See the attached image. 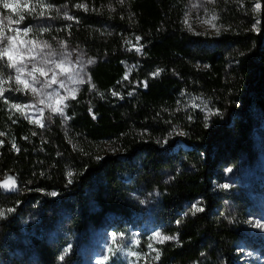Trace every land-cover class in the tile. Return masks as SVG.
Wrapping results in <instances>:
<instances>
[{
	"label": "trees",
	"instance_id": "16d2710c",
	"mask_svg": "<svg viewBox=\"0 0 264 264\" xmlns=\"http://www.w3.org/2000/svg\"><path fill=\"white\" fill-rule=\"evenodd\" d=\"M48 1L86 6L67 33L95 60L67 118L35 125L0 100V183L15 182L0 197L41 210L26 226L33 259L8 264H64L65 232L134 223L136 184L157 193L156 225L175 237L141 264H235L240 233L214 181L252 158V105L264 120V0H218L213 35L185 27L187 0ZM53 220L60 230L44 239Z\"/></svg>",
	"mask_w": 264,
	"mask_h": 264
},
{
	"label": "rangeland",
	"instance_id": "374dc122",
	"mask_svg": "<svg viewBox=\"0 0 264 264\" xmlns=\"http://www.w3.org/2000/svg\"><path fill=\"white\" fill-rule=\"evenodd\" d=\"M9 2L15 7L4 8L3 0H0V51L8 49L0 58V89L4 90L0 100L9 112H19L25 120L35 125H43L55 116L66 117V101L90 81L87 65L89 60H95L81 46L72 44L67 33L68 27L76 22L74 11L80 7H76V4L55 5L48 0ZM217 2L218 0H187L183 19L185 27L195 33L215 34L219 29L216 18L211 23L206 21L213 16ZM41 12L43 16L40 15ZM65 13L72 19L65 18ZM21 15L23 20L19 19ZM25 29L30 30L25 33ZM108 29L107 25L102 26L100 33L108 32ZM9 55L12 60L8 59ZM33 65L36 66L35 71ZM17 68L23 70L18 74ZM41 71L45 75H41ZM17 75L28 83L27 88L23 83H16ZM77 80L84 82L79 83ZM46 82L51 86L44 88L43 84ZM33 88L36 89L35 92L32 91ZM190 100L191 105H198L194 98ZM12 104H20L22 107L17 110L11 107ZM57 108L63 109V115L53 112ZM209 112L211 111L206 109L205 118H208ZM250 116L252 158H242L233 166L222 167L219 178L214 181V188L220 193L229 221L240 233L233 249L235 264H264V227L258 226H264V120L255 105L250 108ZM180 146L185 148L181 142ZM105 148L109 149L107 145ZM224 185L227 187H223ZM134 199L139 210L134 223H129L126 227L103 228L92 225L81 235L72 231L65 232V244L60 255L64 264H98L105 255L110 256L105 264H141L154 259L158 244L152 239L154 234L159 232L171 237L154 220L158 195L154 190L136 184ZM195 205L199 206V202ZM8 208L14 209L9 197L2 195L0 210H5V214L0 217V264H8L12 260L31 261L34 252L30 250L29 235L33 234L34 227L31 226L32 230L29 231L26 226L29 222L33 224L39 220L41 210L35 202L19 212L14 209L9 213L6 211ZM59 230L57 220L46 221L44 239L50 240ZM113 237H116L115 241ZM134 241L138 243L134 245ZM149 244L152 245L151 248ZM109 248L121 250L112 255ZM128 252L139 255L129 256ZM112 256L116 262L111 260Z\"/></svg>",
	"mask_w": 264,
	"mask_h": 264
},
{
	"label": "snow or ice",
	"instance_id": "6c2138e0",
	"mask_svg": "<svg viewBox=\"0 0 264 264\" xmlns=\"http://www.w3.org/2000/svg\"><path fill=\"white\" fill-rule=\"evenodd\" d=\"M120 2L122 3L123 0H120ZM209 2H213V0H209ZM3 7H4V8H13V7H15V5H13L12 3H10L9 0H3ZM76 7H85V10H87V9H86V6H84V5H76ZM255 8H256V10L258 11L259 8H260V4L257 3V4L255 5ZM34 9H35V5L33 6V10H34ZM40 15L43 16V12H41ZM65 18H67V19H72V17L67 16L66 13H65ZM19 19H20V20H23L24 17L21 15ZM214 19H215V15L213 14V16L211 17V19L208 20V21H206V23H211V20H214ZM29 30H30V29H25L24 31H25V33H26V32L29 31ZM136 39H137V41H139V40H140V37H136ZM45 47H48V45L45 44ZM61 47H63V44L61 45ZM137 50H139V49H137ZM6 52H8V49H4L3 51H0V58H2L3 55H4ZM8 59H9V60H12V56L9 55V56H8ZM42 63H46V61H42ZM88 63L91 64V63H93V61H92V60H89ZM10 66H14V65H10ZM16 70H17V73L19 74L23 69H21V68H17ZM33 70H34V71L36 70V66H35V65H33ZM40 74H41V75H45V73H44L43 71H41ZM158 74H159V72L154 73V75H158ZM0 78H2V74H0ZM125 78H127V77H125ZM72 79L75 80L76 78H75V77H72ZM33 82H34V83H39V81H33ZM54 82H55V76H53V78H52V83H54ZM76 82L83 83L84 81H83V80H77ZM16 83H17V84H21V83H23V84H25V87H26V88L28 87V83L25 82V81H22V80L19 78V75H17ZM50 86H51L50 83H47V82L43 84V87H44V88H47V87H50ZM145 86H147V85L145 84ZM93 87H94V86H93ZM16 90H17V91H20V89H16ZM3 91H4L3 89H0V95H3ZM32 91L35 92L36 89L33 88ZM113 95H116V93H113ZM73 98H74V96H73ZM5 102L7 103V101H5ZM11 107H12V108H15V109H17V110H19V109H21L22 106H21L20 104H12ZM53 112H59L61 115H63V109H62V108L53 109ZM65 118H67V117H65ZM93 118H95L94 115H93ZM37 123H38V121H37ZM41 126H43V125H41ZM34 134H35V133H34ZM13 147H15V145H13ZM229 171H231V169H229ZM68 175L71 176L72 174L69 172ZM69 182H71V181H69ZM223 187H227V185H224ZM0 188L14 189V188H15V182H14L13 178L8 177V178L5 180V182L0 183ZM52 195H55V193H52ZM192 207H193V209H194L196 212L203 211V208L197 207L195 204H194ZM6 211L10 213V212H13L14 209H13V208H8V209H6ZM4 214H5V210H0V217H2ZM177 223H179V221H177ZM258 226H259V227H264V226H261V225H258ZM115 239H116V237H113V240H114V241H115ZM152 239H154V240H155L156 242H158V243H163V242L168 241V240H173V239H175V237H170V236L162 235L161 233L156 232V233L154 234V236L152 237ZM133 243H134V245H135V244L138 243V241H134ZM149 247L151 248L152 245L149 244ZM120 250H121V249H113V248H109L108 251H109L110 254L114 255L116 251H120ZM153 250L155 251V249H153ZM66 251H67V249H66ZM127 255H129V256H138L139 254H137V253H135V252H128ZM157 258H158V256H157ZM109 259H110V256H109V255H105V256L102 258V260H101L100 262H98V264H105V262L108 261Z\"/></svg>",
	"mask_w": 264,
	"mask_h": 264
},
{
	"label": "water",
	"instance_id": "95a60500",
	"mask_svg": "<svg viewBox=\"0 0 264 264\" xmlns=\"http://www.w3.org/2000/svg\"><path fill=\"white\" fill-rule=\"evenodd\" d=\"M257 3H259V4H260V2H257Z\"/></svg>",
	"mask_w": 264,
	"mask_h": 264
}]
</instances>
